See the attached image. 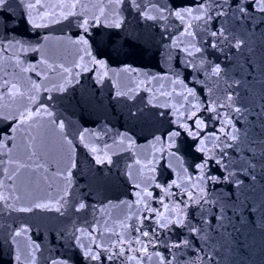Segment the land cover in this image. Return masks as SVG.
<instances>
[{
	"label": "snow or ice",
	"instance_id": "1",
	"mask_svg": "<svg viewBox=\"0 0 264 264\" xmlns=\"http://www.w3.org/2000/svg\"><path fill=\"white\" fill-rule=\"evenodd\" d=\"M125 5L130 11L135 9L146 21L157 23L174 18L182 25L178 35L170 33L167 24L162 25L161 39L167 33L169 48H175L178 53L175 67L163 75L144 73V79L131 80L127 90L116 92L118 98L128 100L140 91L151 93L148 103L163 111L146 116L137 109L139 116L131 111L128 115L136 121L162 118L161 127L151 133L150 140L145 138L146 148L140 155L132 150L142 146L127 133L118 134L120 139L114 144L132 153L133 162L123 171L118 169L116 176L111 175L112 168H107L109 175H104L105 170L101 168L92 176L94 184L81 192L79 199L71 203L68 199L71 170L77 167L72 161L56 173L67 187L58 190L49 202L17 207L10 202L23 199L16 194V180L21 169L29 167L11 158L12 150L18 147L15 143L18 137L22 139L26 159L31 161L37 156V137L33 130L39 121L46 119L67 144L71 160L72 141L64 134L65 123L54 119L47 106L37 103L38 94L66 92L70 85L79 82L75 77L81 72L95 71L97 81L102 82L112 70L108 69L105 59L93 55V49L101 57L110 56L109 48L117 57L130 55L124 51L123 44L117 45L113 33L92 32L98 28L120 29L124 22L121 10ZM26 8V16L17 20L10 0H0V124L8 121L0 127V213L5 210L31 212L33 208L54 209L61 216L67 211L84 213L79 218L83 224L77 226L73 222L72 230L67 233V249L72 255L53 259L51 264H76L77 260L81 264H116L117 261L119 264H204L205 261L217 264L218 237L225 233L232 237L233 233L240 232L234 221L241 220L247 208V196L243 193L245 181L255 183L258 176L264 179V103L258 106L246 103L241 94L244 78L229 76L211 57L224 54L226 48L241 50L247 44L241 36L249 34L259 35L264 50V0H169L166 5L159 4L158 0L155 3L148 0L146 4L143 0H89V3L58 0L52 4L28 0ZM37 9L41 11L34 16L33 11ZM69 17L79 18L81 30L71 40L76 51L72 67L45 58L26 64L28 54L40 53L41 49L25 38L26 33L18 31V25L41 28L47 26L44 21L55 23ZM249 51L254 50L249 48ZM250 61L251 57L247 62L250 64ZM90 64L94 67L90 68ZM8 66L17 73L31 72L37 79L28 77L29 82L22 84L9 78L13 74L7 71ZM73 69L79 71L73 73ZM120 72L131 75L136 69L126 66L113 74L119 76ZM56 77L61 82H56ZM197 84L201 87L197 88ZM46 99L53 97L48 95ZM261 100L264 101V96ZM18 102L20 106L10 110ZM80 140H84L83 134ZM111 149L112 145L90 147L94 164H118L109 155ZM4 157H9L7 162ZM165 173L168 179L161 180ZM44 180L47 182L48 177ZM119 180L135 189L134 199L118 198L113 203L105 197L99 201V207L96 202H88L93 192L102 194ZM29 232L27 225H18L10 229L5 242L10 248L15 246L17 262L23 257L24 264H36L35 253L40 245L31 239ZM59 235L63 240L65 233ZM21 241L25 242L26 255L20 250ZM161 247L163 251L159 250Z\"/></svg>",
	"mask_w": 264,
	"mask_h": 264
},
{
	"label": "water",
	"instance_id": "2",
	"mask_svg": "<svg viewBox=\"0 0 264 264\" xmlns=\"http://www.w3.org/2000/svg\"><path fill=\"white\" fill-rule=\"evenodd\" d=\"M84 2L89 3V0H84ZM152 2L155 3L157 0H152ZM168 2L169 0H158V3L163 5ZM143 3H148V0H143ZM121 13L124 22L120 29L98 28L93 29L92 32L95 34L99 30L103 33H113V39L117 41V45L123 44L124 51H128L130 55L121 54L117 57L115 51L109 48L107 51L110 56L101 57L96 49H93V55L98 59H105L108 69L112 70L102 82L97 81L95 71L81 72L78 77H75L79 82L70 85L66 92L47 93V96L51 95L53 99H46L45 106L53 112L54 119L64 121V134L68 140L72 141L71 160L68 158V146L63 142L59 132L46 119L43 120L27 206L35 202H49V198L55 197L58 190L67 187L63 179L56 176V173L70 166L72 161L77 163V167L71 170L68 199L70 203L79 199V194L89 189L90 184H94L92 176L101 168L105 170L104 175H109L107 168H112L111 175L116 176L118 169L123 171L126 165L133 162L132 153L122 151L121 147L114 144V141L120 139L118 134L127 133L138 146H142L132 150L136 155H140L146 148L145 138L150 140L151 133L161 127L162 118L151 117L148 120L136 121L128 115L131 111L139 116L137 109L143 111L146 116L152 112L163 111L148 103L151 93L140 91L134 99L128 100L125 97L118 98L116 92L127 90L126 86L131 80L144 79V73L163 75L170 68L175 67V58L178 53L175 48H169L167 33L164 39H161L162 25L167 24L169 32L176 35L179 34L182 25L174 18L157 23L146 21L137 14L135 9L128 10L127 5ZM78 23V17H69L57 22L52 62L72 67L76 59V51L71 40L76 39L81 31ZM241 38L247 40V44L241 50L237 51L233 48L229 51L226 48L224 54L217 53L211 59L219 62L229 76L235 79L243 77L244 87L241 88V94L245 102L250 106L253 103L258 106L264 103L261 100V96H264V50L261 49L258 34L255 37L251 34L242 35ZM125 41L128 43L124 44ZM249 48L254 51H249ZM249 57H251L250 64L247 62ZM196 62L199 63L198 58ZM126 66L135 68L136 73L129 75L120 72L119 76L113 74ZM89 67L94 66L90 64ZM76 71L79 70L73 69V73ZM183 75L181 73V78ZM56 82H61L59 77H56ZM189 86L191 87V84ZM196 86L201 87L200 84ZM245 90H247V95H245ZM152 103L154 104L155 101ZM80 134L84 135L83 141L80 140ZM105 145H112L109 155L112 156L114 162L118 161V164L103 166L94 164L93 155L89 151L90 147ZM37 165L43 167H37ZM45 176L48 177L47 182L44 180ZM167 179L168 174L165 173L161 180ZM49 184L52 185L51 188L48 187ZM134 192L135 189L128 183L119 180L102 194L98 195L93 192L88 202H96V206L99 207V201L105 197L115 203L118 198L134 199ZM243 193L247 196V208L242 213V219L234 221L240 228V232L232 234L235 240L227 233L218 237L220 243L217 245L219 249L216 254L217 264H264V179L258 176L255 183L245 181ZM236 195L239 196L240 193L237 192ZM244 196H241L242 200ZM83 216L84 213L71 211L61 216L54 209L49 211L33 208L31 212H25L23 225L30 228L29 236L40 245V249L35 253L36 264H51L53 259L72 255L67 249V233L72 230L73 222L77 226L83 224V220L79 219ZM91 218L92 214L89 210L88 219L91 220ZM96 218H100L99 213L96 214ZM61 232L65 233L63 240L60 239ZM20 250L24 255L27 254L24 241L20 243ZM159 250L163 251V248ZM185 259H188L186 253ZM13 264H24L23 257L21 262L14 259ZM76 264H81V262L77 260ZM116 264H119V261ZM204 264H207V261Z\"/></svg>",
	"mask_w": 264,
	"mask_h": 264
}]
</instances>
